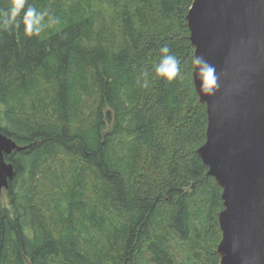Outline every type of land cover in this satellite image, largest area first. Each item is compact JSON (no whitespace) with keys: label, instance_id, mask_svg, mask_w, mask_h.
I'll use <instances>...</instances> for the list:
<instances>
[{"label":"trees","instance_id":"obj_1","mask_svg":"<svg viewBox=\"0 0 264 264\" xmlns=\"http://www.w3.org/2000/svg\"><path fill=\"white\" fill-rule=\"evenodd\" d=\"M192 1L29 0L60 22L0 34V132L25 148L7 157L0 264H219ZM165 44L171 83L154 74Z\"/></svg>","mask_w":264,"mask_h":264},{"label":"water","instance_id":"obj_2","mask_svg":"<svg viewBox=\"0 0 264 264\" xmlns=\"http://www.w3.org/2000/svg\"><path fill=\"white\" fill-rule=\"evenodd\" d=\"M186 23L193 55L220 77L207 96L192 72L207 114L196 153L222 190L219 264H264V0H193ZM24 149L0 132V192L15 174L7 157Z\"/></svg>","mask_w":264,"mask_h":264},{"label":"clouds","instance_id":"obj_3","mask_svg":"<svg viewBox=\"0 0 264 264\" xmlns=\"http://www.w3.org/2000/svg\"><path fill=\"white\" fill-rule=\"evenodd\" d=\"M59 18L49 10L38 9L29 0H7L5 6H0V34L12 33L22 29L29 37H39L47 28L58 24ZM159 62L154 66V74L166 82H173L181 74L180 61L172 54L169 46L165 44L160 49ZM191 70L195 78L200 81V90L207 96H214L220 88V77L216 67L209 63L203 55L194 54L190 61ZM148 73L144 72L147 77ZM149 81L145 79L143 86L147 87Z\"/></svg>","mask_w":264,"mask_h":264},{"label":"rangeland","instance_id":"obj_4","mask_svg":"<svg viewBox=\"0 0 264 264\" xmlns=\"http://www.w3.org/2000/svg\"><path fill=\"white\" fill-rule=\"evenodd\" d=\"M1 194H2V197H3V198H4V197H5V195H6V194H5V192H3V191H2V193H1ZM217 246H218V245H217ZM216 249H217V248H216Z\"/></svg>","mask_w":264,"mask_h":264},{"label":"bare ground","instance_id":"obj_5","mask_svg":"<svg viewBox=\"0 0 264 264\" xmlns=\"http://www.w3.org/2000/svg\"><path fill=\"white\" fill-rule=\"evenodd\" d=\"M192 191V190H191Z\"/></svg>","mask_w":264,"mask_h":264}]
</instances>
